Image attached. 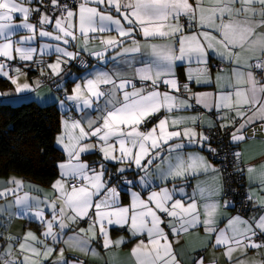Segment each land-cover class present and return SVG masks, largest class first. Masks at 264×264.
Listing matches in <instances>:
<instances>
[{"label":"snow or ice","instance_id":"snow-or-ice-1","mask_svg":"<svg viewBox=\"0 0 264 264\" xmlns=\"http://www.w3.org/2000/svg\"><path fill=\"white\" fill-rule=\"evenodd\" d=\"M26 2L30 3L32 0H0V41H3L0 43V55L9 60L15 58L12 56L13 51L23 61L34 60L36 49L24 47L23 44L35 39L36 26L30 23L29 19L33 13L41 11L43 0H35V8L25 6ZM49 3L53 11L60 12V15L55 17V34L41 30L39 36L51 37L58 42L55 45H41L42 54L50 48L57 54L56 61L47 65L52 76L60 77L62 81V65L79 59L82 51L88 52L89 56L98 61H105L106 53L111 50L116 53L112 60L121 64H131L135 61L142 66L134 67L132 78H128L119 69L93 70L84 76L82 84H76L72 94L65 96V100L74 102L76 111L84 115L81 119L62 120L64 131L57 137V143L62 145L68 157L67 162L59 164L61 179L52 186L53 191L58 194L59 203L53 200L48 205L52 210V218L45 220L44 209L30 212L33 198L25 194L15 200V204L20 208L17 214L33 215L39 220L46 229L42 235L50 237L53 245L63 241L69 247L85 254L91 252L92 255L98 254L96 249L91 248L90 240L83 239L79 233L93 231L98 225L99 235L104 238L103 247L107 249L110 245H118L124 241L121 238L113 242L104 227L105 222L109 225L124 226L130 220L133 236L146 233L148 245H151V248H148L141 240L132 248L131 253L137 264H180L169 235L178 237L181 232H187L196 226H203L209 243L212 242L211 237L215 236L214 246H227L225 256L229 261L236 250L264 247V243L255 241V237L264 235V215L252 220H244L239 216L231 217L228 218L225 228L217 227L222 218L220 208L230 206L229 201H224L221 205L220 200L214 198L223 194L222 183L213 189L197 186L191 196H188L183 188L151 191L147 199H142L141 194L134 192L131 203L121 206L116 188L108 187L111 178L104 179L107 172L105 164L100 162L97 170L87 162L81 161L84 153L98 150L102 161L126 162L128 167L134 164L144 173L138 182L145 188L152 183L150 169L157 159L167 164L166 168L162 165L156 167L157 175L165 180L169 177L187 179L198 173H206L210 169L212 172H218L219 169L212 168L206 158L199 154H189L187 158L181 154L162 156L166 148L172 153L183 147L182 143L172 144L177 138H186L189 143L199 142L202 146L208 143L207 150L213 153L216 151L210 146L211 137L196 131L199 124L197 117L190 118L193 127H185L183 131H169L167 118L159 119L150 129H140L161 111L170 113L173 109L190 107L187 101L180 100L172 91L179 92L181 87L175 73L177 62L187 60L191 63L193 59L197 64L205 66L195 72L197 84L212 82L207 68L211 59H218L220 64L230 65L227 69L220 68L216 76L217 82L224 81L219 94L197 93L195 100L206 108L228 109L230 113L235 111L232 120L221 124V128L234 126L236 119L244 121L231 134V141L245 139L244 135L238 133H241L246 125L256 120L264 121V79L257 78V73H264V0H213L209 8L201 7L204 0H195V5L189 3V0H80L78 5L49 0ZM113 10L115 15H112ZM17 14L22 15L20 24L13 23ZM172 20L176 23H170ZM39 23L51 24V18L41 13ZM17 28L27 30L31 34L14 42L12 37ZM111 31H115L117 35H101ZM137 32L145 41L164 42L141 44L133 38ZM77 33L84 38V43L77 46V51H69L67 46L78 39ZM128 38H132L131 46L124 47ZM96 39L100 40L104 51L88 50V42ZM14 43L20 46L14 47ZM117 49L120 51H116ZM136 54L150 59L138 58ZM121 57L125 59L120 60ZM7 67L6 64H0V76L8 78L15 85V93L34 90L29 83H18V77L26 76L27 73L17 68L14 70L17 76L13 77L9 75V71H5ZM41 75H45L43 68ZM202 75H207L208 79L202 80ZM193 76V71L189 69L187 79L192 80ZM136 80L145 82V86L138 88ZM161 83L169 91H159ZM183 88L188 90V85L184 84ZM9 95L12 93H0V96ZM60 104L63 106L64 100H61ZM85 110L95 111V118ZM181 119H173V126L178 125ZM220 119L227 117L222 116ZM211 126L213 125H209ZM258 131L264 133V124ZM92 138H95L97 143L86 142ZM116 144L119 145V156L114 154L117 151ZM234 155L238 158L240 153ZM127 170L126 167L116 169L119 174ZM248 171L252 172L254 169L249 166ZM9 183L15 184L16 189L0 191V196L14 194L22 182L12 179ZM128 183L131 184L132 181ZM261 190L264 191V180L261 181ZM177 191L181 193V198L174 200ZM248 199L251 200V196ZM168 205H171V209ZM260 206L264 207V204ZM161 214L170 218L166 225L170 232H165L162 226L165 221ZM85 219L92 220L87 230L81 228L79 233L64 238V233L71 224ZM54 227H58L59 231H53ZM229 231L231 235L226 234ZM18 238L8 237L10 241ZM95 238L96 233L93 231L91 239ZM24 240L25 243L19 245V251L23 253L30 250L32 256L42 258L32 260L28 255L23 256V259L12 258L10 244L4 253H0V259L9 257L4 264H47L55 248L37 239L32 232L27 233ZM29 240L32 243H28ZM35 245H41L42 250ZM51 264H84V261H68L64 256V249L61 248L57 259L52 260ZM192 264H203V258L193 259ZM261 264H264V261Z\"/></svg>","mask_w":264,"mask_h":264},{"label":"crops","instance_id":"crops-1","mask_svg":"<svg viewBox=\"0 0 264 264\" xmlns=\"http://www.w3.org/2000/svg\"><path fill=\"white\" fill-rule=\"evenodd\" d=\"M189 3L195 5V0H189ZM213 0H204V3L201 7L209 8L212 6ZM35 0L32 2H26L25 6L29 7H37ZM239 5H237L238 7ZM255 7H259V5H255ZM75 10V9H74ZM41 13L47 14L51 18V24H43L39 23ZM112 15H115V11L113 10ZM59 15H50L44 11H40L38 15V19L36 21L29 22L34 24L35 27V39L31 41L24 42V47H32L36 49L34 53L33 61H23L19 59L18 55L13 51L12 56L15 57L12 60H9L7 57L0 55V64H10L5 71H9V75L16 77L17 73L14 71L19 68L21 72L27 73V75H20L18 77V83H29L33 91H24L19 94L15 93V85H13L10 80L6 77L0 76V93L10 92L12 95L9 96H0V103L7 104H20L26 101H34L38 104L45 105L50 103H55L60 112L62 113L61 122H60V130L54 137V143L56 147L63 154V159L57 162V177L49 184L44 185L28 178L23 177L20 174L14 172H8L7 174L0 175V191H4L5 189H16V185L9 183L10 180L16 179L20 180L21 186L19 189L15 191V193H9L6 196H0V253H4L11 244V253L12 258L23 259V256L28 255L32 260H38L42 257L32 256L30 250L21 253L19 251V245L21 243H25L24 237L27 233L32 232L36 235L37 239L44 241V243L48 244L55 248L50 259L47 261V264H51L52 260L57 259L60 249H64L65 258L72 262L76 260L84 261V264H137L136 258L132 255V248L139 244L141 240L145 242V245H148V237L147 234H137L133 236L130 231L131 222L124 226L120 225H109L105 222L104 227L108 232L109 238L115 242L117 240L123 239V243L121 244H113L110 245L107 249L103 247V237L99 235V226L93 230L96 233V238L91 239L93 235V231H85L84 233H79L81 228L88 229L89 225L92 223L91 219H85L78 223L71 224V227L67 229L64 233V238L67 239L68 236L73 233H79L81 237L85 240H90V247L96 249L97 255H92L91 252L85 254L84 252L69 247L63 241L57 242L53 245V242L50 237H45L42 233L46 230L45 226L37 220L33 215H22L17 214L20 211V208L15 204V200L17 197H23L27 194L29 197L33 198L31 201L33 207L30 209L31 213H35L39 209H44V219L50 220L51 216V208L48 205L51 204L53 200H57V193L53 191V184L57 180L61 179V169L59 168V164L63 162H67V155L63 151L62 145L57 143V137L62 134L64 131L62 127V120L65 119H81L84 115L81 112L76 111L74 102H69L65 100L66 95L72 94V89L76 86L77 83H83V78L85 75L91 73L93 70L97 69H105V70H117L119 69L123 72L128 78H132L134 74V67H140L142 65L132 61L131 64H121L119 61L112 60V57L115 56V52L109 50L106 53L107 60L98 61L95 57L89 56L88 52L82 51L80 56H86L90 59V65L84 69H77L74 66H71L70 61L66 65H62L64 71L62 72L63 80L61 81L60 77L52 76L50 69H48L47 65L49 63H53L56 61L57 54L54 52L53 48L45 50V52L41 53V45L49 44L55 45L58 43L53 40L51 37H41L39 36V32L41 30L53 32L55 34V17ZM199 13L197 12V17ZM22 21V15L17 14V17L14 18L13 23L20 24ZM170 23L175 24L176 21L172 20ZM182 23V22H181ZM187 31V29H186ZM29 33L27 30L22 28H17L14 30L13 41H19L20 37L28 36ZM190 34V33H189ZM104 37L108 36H116L117 33L115 31L105 32L101 34ZM78 39L73 42V44L67 46L69 51H77V46L82 45L84 43V38L77 33ZM141 44L145 43H163L161 40H151L145 41L143 36L137 32L133 37ZM131 39L128 38L127 42L123 45L124 47L131 46ZM3 41H0L2 43ZM20 46L14 43V47ZM89 51H104L103 46L100 44V40H90L87 44ZM116 51H120L117 49ZM138 58L150 59V57H141V54H136ZM125 59V57H121L120 60ZM39 62V63H37ZM211 62H219L218 59H211ZM33 64V65H32ZM33 67V70H29L30 67ZM204 65L197 64L193 59L191 63L187 60L183 62H177V67L175 69L176 79H178L180 84L181 92L172 91V94L178 96L180 100L187 101L190 107L186 109H173L170 113L167 111H161L162 115L159 116L156 120L149 124V126L145 127L141 126L142 131L150 129L153 125L157 124L159 119L167 118L168 122V130H180L183 131L185 127H193L191 119L192 117H197L199 119V124L196 126V131L204 132V129L209 127V125H221L225 123H229L232 118L235 116V111L229 112L228 109L218 110L216 108H206L203 104H197L195 100V94L197 93H213L214 95H218L221 90V85L224 83L223 80L217 82L216 76L219 72V69H214L209 71L211 76V83H196L195 72L197 69L204 68ZM43 68L45 73L51 74L53 77L54 83H58L60 87L63 88L62 91L57 94L54 89L55 85L53 83H43L40 80V76L36 73L41 74V69ZM222 68H230V65L227 63L224 64ZM191 69L193 71V79L188 80V71ZM202 80L208 79L207 75H202L200 77ZM258 79H264V73H257ZM39 83H36V81ZM136 86L144 87L145 82L136 80ZM188 85V90L183 88V85ZM131 91V88H129ZM159 91L165 92L169 91V89L161 83L159 85ZM64 100V105L61 106L60 101ZM92 118H95L96 112L92 110H85ZM251 115V113H249ZM225 116L227 119H220V117ZM176 118H182L180 123L176 126H173L172 120ZM244 121L241 119H236V125L234 131L239 127L241 123ZM264 124V121L256 120L251 124L246 125V127L242 130L241 133L245 136V139L242 141L233 142L235 145V153L239 152L240 156L237 159L239 167L243 170L244 179L246 184V191L249 196H251V207L249 213L247 215H239L234 213L231 210V206L221 207L220 213L222 214V218L218 223L217 227L223 229L228 224V218L239 216L244 220H252L253 218L258 219L259 216L264 215V207H261V204H264V191L261 190V181L264 180V133L258 131L261 125ZM86 127V125H85ZM212 127V126H211ZM78 134V130H76ZM232 132V133H233ZM88 143H97L95 138H92L88 141ZM182 143L183 147L179 150H174L172 153L167 151V148L162 153V156H175L176 154H181L184 158H187L189 154H199L206 158L207 163L211 165L212 168L217 169V165L214 161H212L208 155L206 154V149L208 143H204L203 146L197 143H189L186 138L184 139H175L172 141V144ZM115 155L119 156L120 153L118 151L119 145L116 144ZM82 162H87L88 165L92 168H96L99 170V163L103 162L107 168V172L104 175V179H109V173L112 170H115L120 167H126L128 170L123 174H120V191H117L119 194V203L121 206H127L132 201V193L141 194L142 199H147L148 195L151 191H159L161 188H167L170 191L173 189L179 190L183 188L185 192H187L188 196L193 194V190L197 188V186L213 189L222 183L221 174L218 172H212L211 169L206 173H198L195 176H189L187 179H172L168 178L167 180L159 177L156 173L157 165H162V167L166 168L167 164L164 163L161 159H157L150 169V174L152 177V183L149 187H143L138 181L140 176L144 173L136 168L133 164L130 167L125 163H117L116 161H102L101 153L96 150L89 153H84L81 156ZM146 162V161H145ZM251 166L254 171L249 172L248 168ZM117 172V171H116ZM128 181H132V183H128ZM70 187V186H69ZM181 193L179 191L174 195L175 199H180ZM215 199H219L221 205H223L224 201H227L225 198V194L220 197H214ZM187 200V197H185ZM57 203L59 201L57 200ZM203 203V201H201ZM154 207V205H153ZM169 209H171V205H168ZM71 215V213H69ZM94 216V214H93ZM162 219L165 221V224L162 225L165 229V232H170L167 228V223L169 219L166 215L161 214ZM175 223V221H172ZM150 226V224H149ZM53 231H59L58 227H54ZM227 235H231V231L226 233ZM19 237L16 240H9L8 237ZM263 238L255 237V241L257 243H264V235ZM169 240L172 241L173 247L179 260L180 264H192L193 259L199 260L203 258V264H261L264 261V247L255 249H239L233 252L232 259H229L225 256V252L227 250L226 245H218L215 244V236L211 237V243L208 242L209 238L205 234L203 226H196L191 228L187 232H181V234L177 236L169 235ZM177 241H179L177 243ZM28 243H32L30 240ZM36 248L42 250L41 245H35ZM148 248H151V245H148ZM147 250V249H146ZM9 257L4 256L3 259H0V264H4V261Z\"/></svg>","mask_w":264,"mask_h":264},{"label":"trees","instance_id":"trees-1","mask_svg":"<svg viewBox=\"0 0 264 264\" xmlns=\"http://www.w3.org/2000/svg\"><path fill=\"white\" fill-rule=\"evenodd\" d=\"M70 65L73 66L72 62ZM51 82L55 85L54 91L59 94L63 88L59 86L57 89L59 84L54 83L52 76L49 83ZM61 117L62 113L55 103H0V175L14 172L40 184L49 185L57 177V162L63 159V154L54 143V137L60 130ZM237 169L241 173V188L246 186L244 173L240 167ZM118 176L116 190L120 191L121 176ZM225 198L230 202L232 211L242 203L237 194L233 198H236L238 204L232 203L226 195ZM250 207L248 199L245 215L249 213Z\"/></svg>","mask_w":264,"mask_h":264},{"label":"built area","instance_id":"built-area-1","mask_svg":"<svg viewBox=\"0 0 264 264\" xmlns=\"http://www.w3.org/2000/svg\"><path fill=\"white\" fill-rule=\"evenodd\" d=\"M60 2L68 3L69 5L72 4H79L80 0H60ZM37 6V4H36ZM41 11H44L50 15H60L59 11H53L52 7L50 6L49 0H43V5L41 6ZM40 12H35L31 15L30 20L36 21L38 19V15ZM183 22V21H181ZM86 62V63H82ZM72 64L77 69H84L89 65V59L86 56H80L79 59L72 61ZM33 65V64H32ZM8 66L10 67V64L8 63ZM224 65L220 64V62H211L207 65V68L209 71L213 69L222 68ZM33 70V67H30V71ZM38 76H40V80L43 83H49L51 81V75L49 73H45V75H41L40 73H36ZM145 86V85H144ZM181 92V89H180ZM162 115V112L158 113L155 117H152L150 119V122L145 124L144 126H149L150 123H152L154 120H156L159 116ZM236 125V121H235ZM234 126H230L228 128H221L220 125H214L212 127H207L204 129V133L209 135L211 137L210 146L211 148L215 149L216 151L209 152L208 146L206 149V154L208 157L215 162L217 165L219 172L222 177L223 182V188H224V194L229 197V200L232 201V203L238 204L236 198H233V195L237 194V197H240L242 200V203L237 205L235 207V210L233 211L236 214L239 215H245V206L246 202L248 200V194L246 191V187L242 186L240 188V180H241V173L238 171V162L236 159L235 154V145L233 141H231V134L234 131ZM109 178H111V182L109 183L108 187H115L117 181H119V176L116 172H112L109 175ZM244 203V204H243ZM258 238H263L262 235H258Z\"/></svg>","mask_w":264,"mask_h":264},{"label":"water","instance_id":"water-1","mask_svg":"<svg viewBox=\"0 0 264 264\" xmlns=\"http://www.w3.org/2000/svg\"><path fill=\"white\" fill-rule=\"evenodd\" d=\"M112 172H116V171H115V170H112L111 173H112ZM116 173H117V172H116ZM117 174L120 175L119 173H117Z\"/></svg>","mask_w":264,"mask_h":264}]
</instances>
